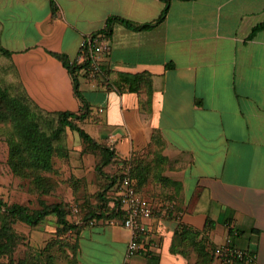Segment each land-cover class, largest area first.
Listing matches in <instances>:
<instances>
[{
    "label": "crops",
    "instance_id": "crops-1",
    "mask_svg": "<svg viewBox=\"0 0 264 264\" xmlns=\"http://www.w3.org/2000/svg\"><path fill=\"white\" fill-rule=\"evenodd\" d=\"M164 7L163 0H0V43L35 102L80 112L73 75L52 52L80 61L86 39L110 16L144 23ZM263 21L264 0H172L151 29L114 22L102 72L80 75L92 105L81 125L114 145L117 168L134 157L148 167L138 185L153 214L144 220V247L129 261L132 235L119 221L82 228L79 254L90 229L91 237H109L107 264H199V245L215 250L231 236L264 264V29L249 36ZM118 73L148 74L132 91L108 82ZM85 93L102 94L101 104ZM204 264L222 262L215 254Z\"/></svg>",
    "mask_w": 264,
    "mask_h": 264
},
{
    "label": "trees",
    "instance_id": "trees-1",
    "mask_svg": "<svg viewBox=\"0 0 264 264\" xmlns=\"http://www.w3.org/2000/svg\"><path fill=\"white\" fill-rule=\"evenodd\" d=\"M165 7L161 14L153 21L139 23L130 19L112 15L107 19V25L104 29L88 37L80 51V61L71 63L68 55L60 52H52L54 56L60 59L66 65L73 75L74 91L80 98L82 104L80 112L69 110L50 111L41 107L28 94L25 86L18 80L15 67L10 62L12 50L0 43V57L6 66V72L10 76L9 81L15 93H12L7 87L0 85V108L5 106L3 112L4 119L9 120L15 126V136L9 138L10 143V165L13 171L18 175L31 176L34 184H41L44 180L41 173L52 169L53 156L57 151V142H65V133L67 129L77 131L86 142L91 151L98 150L101 154V161L97 165V170L104 173L106 167L114 165L117 160V153L112 143H103L94 138L81 123L91 114L92 105L85 98L80 90V75L90 78L98 77L102 72L100 69L94 77L89 75L92 67L93 58L91 56V47L89 38L94 39L99 34H104L109 38L113 32L114 22H120L132 30H147L155 27L166 19L172 0H163ZM259 29H264V21L254 26L250 37H253ZM172 65V64H171ZM148 73H118L114 81H108L118 88L128 87L132 91H138ZM9 78V77H8ZM52 116L53 119H49ZM49 120H53L49 123ZM123 164L110 176L109 181L98 193L99 203L96 209H88L84 214L80 213L82 209L75 211L76 219L72 221L69 218L67 208L62 203H43L42 207L32 209L22 203H8L0 196V264H54L52 253L46 248L43 249L41 257H44V263L35 260L18 259L15 257V250L20 240V235L14 225L17 222H23L30 226H36L49 215L57 218L58 230L63 234L71 231L80 234L83 224L95 225L103 220L105 222L123 221L126 215V209L121 202L119 191L123 185L124 176H129L132 185L137 192L141 193L138 185L146 175L150 174L147 166H144L137 158L125 159ZM108 177V176H107ZM134 178L138 183H134ZM167 180V178L162 177ZM111 191V193H110ZM81 218L83 220L81 221ZM232 232V228L230 229ZM184 233V232H182ZM76 245L72 247L75 248ZM213 249V250H212ZM200 259L199 264L213 261L215 258L214 247L207 250L205 245H199ZM76 251V249H75ZM79 253L76 251L72 257H68L67 264H79Z\"/></svg>",
    "mask_w": 264,
    "mask_h": 264
},
{
    "label": "rangeland",
    "instance_id": "rangeland-1",
    "mask_svg": "<svg viewBox=\"0 0 264 264\" xmlns=\"http://www.w3.org/2000/svg\"><path fill=\"white\" fill-rule=\"evenodd\" d=\"M6 66L7 64L0 57V85L15 93L12 86L16 85L8 84L11 79L6 72ZM85 94L92 98L91 102L95 106L101 104L99 100L102 94L93 93L96 95L94 98ZM4 110H6L5 106L2 105L0 108V196L8 203H22L32 209L42 207L43 203L65 204L72 221L76 219L75 208L82 209L80 212L82 214L88 209H96L99 203V191L118 168L111 165L105 168L107 171L104 173L98 172L96 167L101 161L100 152L91 151L79 133L68 128L65 142L56 143L57 151L53 156L52 169L43 171L41 175L44 180L41 184L35 185L31 176L16 174L10 165L9 138L15 136V126L11 121L4 119ZM48 118L53 119L52 116ZM52 121L49 120V123ZM80 219L83 220L81 217ZM83 225L86 227L85 224ZM14 227L20 235L15 250V257L18 259L29 261L38 259V262L44 263L41 253L47 248L52 253L54 264H67L68 257H72L76 251L79 253L80 234L71 231L63 234L58 230L57 218L54 215L47 216L36 226L17 222ZM109 241L107 235L91 237V230L87 229L82 239L83 252L79 254V264H107L111 257ZM73 245H76L75 248L72 247Z\"/></svg>",
    "mask_w": 264,
    "mask_h": 264
},
{
    "label": "built area",
    "instance_id": "built-area-1",
    "mask_svg": "<svg viewBox=\"0 0 264 264\" xmlns=\"http://www.w3.org/2000/svg\"><path fill=\"white\" fill-rule=\"evenodd\" d=\"M89 40L91 44V56L93 58L89 75L94 77L100 69V58L104 53L110 50L111 42L110 38L104 34H99L94 39L89 38ZM119 195L126 209V215L123 221H121V224L129 229L132 235L128 242L126 254V258L129 261L134 254L140 252L144 247L141 240L142 235L147 231V225L144 220L152 216L153 205L144 195L136 191L132 185V180L127 175L124 176ZM77 210L78 209L75 208V211ZM215 254L222 264H257L256 254L237 247L232 242L231 236L215 247ZM128 261H126V264H129Z\"/></svg>",
    "mask_w": 264,
    "mask_h": 264
}]
</instances>
